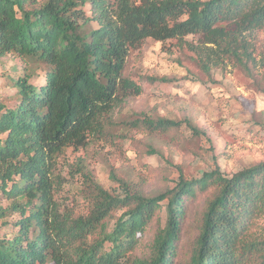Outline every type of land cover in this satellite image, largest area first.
Returning a JSON list of instances; mask_svg holds the SVG:
<instances>
[{
  "label": "trees",
  "instance_id": "16d2710c",
  "mask_svg": "<svg viewBox=\"0 0 264 264\" xmlns=\"http://www.w3.org/2000/svg\"><path fill=\"white\" fill-rule=\"evenodd\" d=\"M263 32L264 0H0V61L13 54L23 70H45L39 86L26 76L12 81L17 101L0 104V193L10 201L0 220L16 215L11 235L0 237V264H175L187 205L200 193L184 264H264V232H255L264 221V161L229 176L217 168L194 179L179 174L154 196L111 193L90 181L84 216L54 199L62 186L58 158L102 134L114 108L140 94L124 70L146 40L201 36L214 47L196 61L206 76L229 63L253 79L254 40ZM132 122L139 133L169 139L181 138L184 124ZM156 217L164 226L151 254L137 258Z\"/></svg>",
  "mask_w": 264,
  "mask_h": 264
},
{
  "label": "rangeland",
  "instance_id": "374dc122",
  "mask_svg": "<svg viewBox=\"0 0 264 264\" xmlns=\"http://www.w3.org/2000/svg\"><path fill=\"white\" fill-rule=\"evenodd\" d=\"M254 41L258 56L250 79L229 63L206 76L196 61L213 46L204 44L201 36H188L180 43L146 40L131 53L124 70V77L141 87L140 94L114 108L102 134L90 137L82 148H67L58 158L54 175L61 177L62 186L54 194L55 201L84 216L92 195L90 181L111 193H123L121 188H126L154 196L173 187L179 174L194 179L217 168L229 176L263 162L264 32ZM19 64L13 54L0 61V104L7 108L17 101L12 81L25 76L34 85L44 81L43 65L23 70ZM143 117L184 122L181 138L139 133L132 121ZM187 123L201 134H194ZM204 198L200 193L187 205L175 264H184L189 255L190 239L185 231ZM9 204L0 193V208ZM14 218L15 214H8L0 220V237L11 235ZM163 226V219L156 217L146 227L135 252L137 258L151 254L153 238ZM255 232L263 234L264 221H259Z\"/></svg>",
  "mask_w": 264,
  "mask_h": 264
}]
</instances>
